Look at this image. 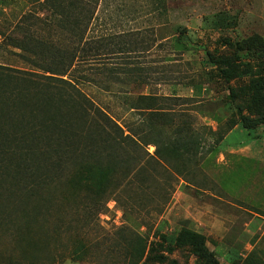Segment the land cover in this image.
<instances>
[{"label":"rangeland","instance_id":"374dc122","mask_svg":"<svg viewBox=\"0 0 264 264\" xmlns=\"http://www.w3.org/2000/svg\"><path fill=\"white\" fill-rule=\"evenodd\" d=\"M36 1L0 0V27L32 11L38 18L28 25L37 36L75 45L46 22ZM91 1L97 8L88 36L114 34L113 43L133 50L113 62L157 66L144 92L182 97L164 102L176 110L175 123L192 122L213 142L224 120L264 116L257 95L264 93V0ZM91 62L82 71L94 81L83 90L112 115L134 118L124 107L139 90L108 84L100 63ZM209 144L199 154L181 151L180 176L150 159L146 176L133 174L105 200L73 171L55 201L22 213L8 199L9 176L0 185V264H264V161L243 154L223 163L220 145L207 153ZM147 149L153 154L156 147Z\"/></svg>","mask_w":264,"mask_h":264},{"label":"trees","instance_id":"16d2710c","mask_svg":"<svg viewBox=\"0 0 264 264\" xmlns=\"http://www.w3.org/2000/svg\"><path fill=\"white\" fill-rule=\"evenodd\" d=\"M36 2L48 17L46 22L52 21L76 40L68 46L37 36L28 25L38 18L32 11L22 14L13 27H0L5 59L0 60V185L12 176L5 190L20 212L30 204L55 201V190L73 171L96 197L105 200L116 196L133 174L146 176L150 159L180 176L178 156L202 153L199 146L206 141L210 143L207 153L219 150L223 127L221 138L212 142L192 122H174L172 114L177 112L164 102L182 97L144 92L153 83L157 66L131 59L113 62L119 53L133 50L113 43L114 34L88 36L97 8L91 0ZM89 61L100 63L98 73L108 76V84L134 85L132 91L139 90L137 99L124 107L128 118H134L126 121L112 115L83 90L82 85L94 81L82 71ZM263 94L257 95L264 107ZM163 116L169 119L163 121ZM227 121L228 128L239 121L253 128L264 125V116L253 120L240 114ZM149 145L156 147L153 154ZM17 157L21 162L13 165Z\"/></svg>","mask_w":264,"mask_h":264},{"label":"crops","instance_id":"0c3cea01","mask_svg":"<svg viewBox=\"0 0 264 264\" xmlns=\"http://www.w3.org/2000/svg\"><path fill=\"white\" fill-rule=\"evenodd\" d=\"M222 127L225 130L222 142L220 143L223 163L227 161L230 163L233 157L243 154L258 157L264 161V125L248 128L242 121H239L234 127L228 128V121L224 120ZM236 133L238 134V138L232 140V136ZM223 143L226 144L224 148L222 146Z\"/></svg>","mask_w":264,"mask_h":264}]
</instances>
